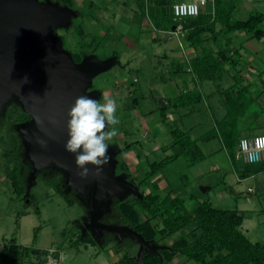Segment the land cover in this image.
Returning <instances> with one entry per match:
<instances>
[{
	"label": "rangeland",
	"instance_id": "1",
	"mask_svg": "<svg viewBox=\"0 0 264 264\" xmlns=\"http://www.w3.org/2000/svg\"><path fill=\"white\" fill-rule=\"evenodd\" d=\"M119 1L123 0H85V6L79 10L86 12L87 15L83 16V13L79 17L75 16L73 26L58 29V36L63 38L64 48L73 55L84 58L95 54L100 60L116 55L120 57L124 67L116 65L109 71L99 74L93 80L92 88L102 89L105 94L111 91L113 93L116 77L124 75L125 84L130 85L135 91L126 96L123 93V97L116 101L115 115L119 119V124L115 125V128L118 134L107 141L109 147L113 149L108 153L111 157L110 163L103 169L97 212L99 223L128 226L121 219L116 202L129 190L132 191L134 188L137 190L139 187L141 192L143 189L151 190V186L150 183L147 185L148 182L141 186L138 184L141 176L136 170L142 175L149 170V166L140 159L132 171L133 167L131 168L132 165L130 166L125 157L127 148H131L130 150L137 155L142 152L149 155L152 162L161 161L177 150L176 147L168 148V151L148 149V141L153 135H149L146 128V124L151 121L149 117L147 118L146 112L151 109L158 112L160 110L159 98L166 96L165 92L169 87V82L166 85L161 81V75L170 76L168 71L172 60H175L173 56L178 55L180 58L183 54L178 40H183V37L179 35L171 39L154 41L151 31L143 30L137 20H126V17L121 21L111 19L106 21L99 17L98 21L93 19V16H98L96 6L106 5L113 9L117 7ZM128 1L130 4L134 3L130 2L132 0ZM93 2L95 5L91 7ZM243 16L245 15H237L242 19ZM169 45L175 46V50H169L168 56L164 57L165 49ZM247 46L251 47L250 44ZM126 55L129 58L136 57L135 64H132L133 62H130V65L126 64ZM261 58L262 61L257 58L254 62L259 71V68H264V53ZM182 63L188 66L187 60H183ZM241 66V69L246 68L247 63ZM5 68L7 72L0 78L3 84L0 92V249L5 242L14 239L22 246L39 249L38 253L30 254L25 264H118L119 261L115 260L119 252L120 254L130 252L137 258L139 247L137 240L130 233L106 230L92 225L90 218L95 177L88 176L82 179L71 172L75 154L65 149L69 139L68 120L60 118L50 109L48 117L41 123L46 137L43 139L41 133L37 131L33 117L38 99L31 90V86L37 84L34 68L27 63H13L11 60H8ZM229 70L224 72L223 78L219 81L204 82V96L195 111L181 119L180 115L184 111L177 109L176 125L198 141L205 157L190 165L188 159L184 157L166 164L161 169V175L167 180L162 185L168 187L167 189L165 186L162 187L160 192L166 194L173 185L177 195L185 199L190 211H193L199 202L206 200L217 208L237 210L245 214L242 231L252 241L262 243L264 172L253 174L251 169L260 165V162L247 163L242 160L238 146L233 148L228 145L219 128V122L227 113L223 92L236 83L232 74H237V71ZM84 72L87 74L86 68ZM25 77L27 80H24ZM133 79L139 81L134 82ZM237 82L236 89L242 88V85L250 86L251 94L246 95V98L253 99V102L249 104L246 114L239 117V119L243 117L247 122L240 120L239 123L238 119L233 133L240 135L247 130L248 134H258L264 126V86L252 82L243 75ZM74 87L75 85L64 86V89L69 94H75L78 89ZM135 97L139 98L140 105L133 104ZM60 100H67V103L61 102L62 106L65 110H71L74 104L69 99L60 96ZM158 112L155 113L157 121L162 123L160 124L162 128L158 132L161 142L159 143L167 144L172 140L170 125L175 124L168 119L164 122ZM248 123L252 124L250 127H254L250 131ZM39 141H46V147H42ZM126 142L127 147L123 148L122 144ZM132 142L134 143L131 145ZM114 151L118 154L113 155ZM111 161H114L115 165L111 164ZM15 166H18L17 176L11 179L9 175ZM87 167L90 169L92 165L89 164ZM113 168L114 175L111 174ZM80 171L81 169L77 167V172ZM130 179L134 180L135 186L126 184V181H131ZM250 187L254 192H249ZM192 194L193 198H186ZM132 196L134 195L131 194L128 198ZM139 217L140 220H144L146 214L139 210ZM190 229L191 227L186 228L184 232ZM79 236L81 239H78Z\"/></svg>",
	"mask_w": 264,
	"mask_h": 264
},
{
	"label": "trees",
	"instance_id": "2",
	"mask_svg": "<svg viewBox=\"0 0 264 264\" xmlns=\"http://www.w3.org/2000/svg\"><path fill=\"white\" fill-rule=\"evenodd\" d=\"M240 3L241 0H214L213 13L201 11L195 17L176 18L173 5L170 8L163 7L164 10L162 7H155L152 15V23L157 30L169 31L182 25L185 40L199 51L191 66L200 80H221L227 70L226 66L237 71V74H232L236 83L223 92L227 113L219 122L225 142L233 148L238 146L241 138L240 135L233 133L238 119L246 114L253 99L246 98V95L251 94L249 85H242V88L236 89L237 79L242 77L241 70L238 69L242 55L240 49L232 46L231 34L243 31L258 40L264 37V12L252 10L246 18H238ZM73 24L74 20L70 28ZM73 56L76 61L82 58L75 54ZM191 95L193 94L177 96L174 102L167 101L166 107L187 104L190 102L187 98ZM193 100L195 102V99ZM171 137V143L166 149L176 147L177 150L161 161L151 162L149 170L138 183L140 186L143 183L148 182L147 185L150 183L151 190L146 192V189H143L141 195L116 202L121 219L141 233L148 246L155 243L160 246L155 253L146 250L144 261L147 264H169L175 255L182 254L187 260L199 264H264V242L252 241L241 229L245 214L237 210L214 207L209 200L199 202L196 208L190 211L185 199L174 194L172 190L163 195L158 181H150L174 159L184 157L188 159L190 165L205 157L198 141L177 125L172 126ZM17 171L18 166H15L9 177L14 179ZM139 210L146 214L144 220H140ZM189 227L191 229L184 232ZM176 233L182 235L171 245L161 243ZM38 252L39 249L36 247L22 246L14 239L5 242L0 249V264H25L31 253ZM55 252L56 250L53 253ZM134 256L130 252L124 253L118 264H134Z\"/></svg>",
	"mask_w": 264,
	"mask_h": 264
},
{
	"label": "water",
	"instance_id": "3",
	"mask_svg": "<svg viewBox=\"0 0 264 264\" xmlns=\"http://www.w3.org/2000/svg\"><path fill=\"white\" fill-rule=\"evenodd\" d=\"M75 16L76 14L69 6L53 0H0V78L7 72L5 65L8 60L13 63H27L34 68L37 74V84L31 86V90L38 100L33 122L43 139L46 136L41 123L48 117L50 109L60 118L70 119L68 115L70 110H65L61 103L68 101H61L60 96L69 99L72 104L81 95H89L97 100L98 93L94 90L88 91L93 85V78L114 65L117 59L110 57L100 60L95 54H90L80 62L75 61L72 53L64 48L63 38L56 33L58 29L70 27ZM85 64L89 66L86 67ZM84 67L87 74L83 71ZM74 85V88L78 89L75 94H69L64 89V86ZM1 86L3 84L0 82V92L2 91ZM112 149L113 147H109L108 153L112 152ZM117 154L113 152V155ZM75 161L76 154L71 164V172L81 178L78 175ZM111 164L115 165V162L111 161ZM111 174H115L114 168L111 169ZM89 176L95 177L90 218L92 225L106 230L130 233L139 245L137 258L133 257L134 261L137 264H147L144 261L145 251L155 253L160 246L156 243L148 246L143 235L130 226H111L99 223L97 212L103 175H96L95 166L92 165ZM126 184L135 186L132 181H126ZM139 191V187L137 190L135 188L132 191L129 190L120 200H125V197L128 198L131 194L141 195Z\"/></svg>",
	"mask_w": 264,
	"mask_h": 264
},
{
	"label": "crops",
	"instance_id": "4",
	"mask_svg": "<svg viewBox=\"0 0 264 264\" xmlns=\"http://www.w3.org/2000/svg\"><path fill=\"white\" fill-rule=\"evenodd\" d=\"M53 1H57L59 3H61V1H62L61 4L69 6L73 10V12L76 14V17L83 15V13H84L83 16L87 15L86 12L79 10L80 8L85 6V0H53ZM181 1H192V0H132L130 2H134V3H131V4L129 3L128 0H123L122 2L119 1V3H117V5H116L117 7L113 8V9H110L106 5L104 7L96 6L98 16H93V19L97 20V21H98L97 17L101 18L102 20H106V21H107V19H111L114 21H116V20L121 21L124 17H126L125 18L126 20H130V21L131 20H137L141 23V27L143 30L145 29V30L151 31V37L154 41H158L161 39L165 40L166 38L171 39V37L179 36V35H181V37H183L184 41L178 39L179 40V48H180V50H182L183 54H181L180 58L178 57V55L173 56V57H175V60L174 59L172 60V65L168 71V74H170V76L161 75V81L163 83H165L166 85H167V82H169V84H168L169 87L167 88V90L165 92L166 96L163 98L162 97L159 98V102H160L159 109L160 110L158 112L156 110L151 109V110H147V112H146L147 118L149 117L151 119V121L146 124V128L149 131L148 132L149 135H153L152 139H149V141H148V149H150L152 151L160 150V149H162L164 151H168L169 149H166V148L171 143V140H170V143L163 144V142H162V144H160L161 142L159 141L160 137H159L158 132L162 128V126L160 125L162 123L157 121V116L155 115V113L158 112L160 118H162V120L164 122H165V119H168L170 122H174V124L176 125L177 109L178 110L182 109L184 111V113L180 115L181 119L184 118L185 116L191 114L193 111H195L197 109V104L201 101L202 97L204 96L203 84H204V82L208 81V80H200L192 70L191 62L198 55L199 51L196 48L190 46L189 43L187 42V40H185V37H184L185 32L183 31L180 34L175 35V34L171 33V31H173V30H169V31L157 30L152 23V17H153L152 15H154V12H155L154 8L155 7H162V10H164L163 7H165V8L169 7L170 8V7H172V5L174 3L181 2ZM94 5H95V3L93 2L91 4V7ZM257 5H258V8H257ZM75 9H77V10H75ZM252 10H260V11L264 12V0H241L237 15H239V14L245 15L243 17L246 18L248 16L249 12ZM201 11L213 13L214 12V0H207V4L201 8ZM74 19L75 18L73 17V20ZM159 34L161 35V37ZM232 39H233L232 40V46H235L238 49H240V53L242 55L241 65L244 63H247L246 68L244 67L243 69H241V67H242L241 65L238 67V69H240L242 71L241 74L243 76H247L249 79L252 80V82L260 83L261 86H264V68H259L260 69V71H259L257 66L254 65V62L256 61L257 58L258 59L260 58V61L263 60L261 58V55H263V53H264V37L261 38L260 40H258V39L250 37L249 34L242 31L239 33L236 32L234 35H232ZM160 43H162V42H160ZM247 44H250L251 47H248ZM63 45H64V43H63ZM135 49H136V47H135ZM169 50H172V51L175 50V46L169 45V47H167L165 49L166 52H165L164 57L168 56L167 52ZM132 53H134V52H132ZM132 53H129V55H131ZM84 57H86V56H84ZM113 57L117 58L115 60V64L112 65L107 70L102 71V72L98 73L97 75H95L93 80L99 74L109 71L110 69H112L116 65H123L122 67H124V64L121 61L120 57H118L117 55L113 56ZM177 57H178L179 61H177ZM82 59H83V57L81 58V60ZM183 60L188 61V66H186L184 63H182ZM80 61H78V62H80ZM125 61H126V64L130 65L129 64L130 62L131 63L133 62L132 64H135L137 59H136V57L129 58L126 55ZM85 66L87 67L89 65L85 64ZM130 67L131 66H129V68ZM226 68L230 69V70H234V69H231L230 66H226ZM116 78H117L116 83L114 84L115 90L113 91V93L111 91L108 94L107 93L105 94L102 89H95L92 87L88 91H91V90L96 91L98 93L97 101L102 100V103L105 102V98H109V99H113V100L117 101V99H120L123 97V95H124L123 93H125V96H126L128 93H130L129 95H131L132 93L135 92L133 90V88H130V85L125 84L126 76L119 75ZM135 79H137V78L135 77ZM137 81H139V80H137ZM137 81L134 80V82H137ZM169 94H173V96H169ZM182 94H193L187 98V101H190L189 103L184 104L182 106H178V107L172 106V105H170V107H168V106L166 107L167 101L172 103V102H174L175 97L180 96ZM104 95H105V97H104ZM194 95H195V97H193ZM110 97H112V98H110ZM193 99H195V102ZM133 104L134 105H140L139 98L135 97L133 100ZM185 110H187V111L185 112ZM163 113H165V114H163ZM240 120H244L243 117H241L239 119V123L241 122ZM244 121L247 122V120H244ZM148 124H151L153 126H150ZM248 125H249V128L248 127L247 128L249 129V131L254 128V127H250V126H252V124L248 123ZM172 126L173 125L171 124L170 125L171 129H172ZM255 128L257 129L258 125ZM261 128L263 130L261 132H258V134L264 133V126H262ZM171 129H170V133H171ZM247 132L248 131L245 130L244 133L240 134L241 135L240 137H245V136L252 137V136H254V134L253 135L248 134ZM133 143L134 142H132L131 145ZM127 144H128L127 142L122 144V147L126 148ZM130 149L131 148H129V149L127 148V150L125 152V157H126L128 163L130 164V166L132 165L131 166V168L133 167L132 171H134L133 169L135 168V163H137L138 160H140V159H142L145 163H147V165L150 168V163L152 162V160L150 159L149 155L143 154L142 151H141L142 153L139 152L140 154L137 155L135 152L131 151ZM259 164L260 165L251 169V171L254 172L253 174H256V173L259 174V173L264 172V161L260 162ZM161 171L162 170L158 171L153 176V178H151V182H153L155 180L158 181V185H159L160 190L162 187L165 186V185H162V183L165 181L167 182V180H165V178H163V176L161 175ZM136 172L141 176L139 179V181H140L146 171L142 175L138 172V170H136ZM133 175L135 176L134 172H133ZM136 180H137V177H136ZM166 187H168V186H165L164 188L167 189ZM170 187H171V190L174 192V194L177 195L176 189H174L173 185H171ZM149 191H150V189H148V190L146 189V192H149ZM252 192H254V190ZM193 197H194V195L192 194L190 196H187L186 198L191 199ZM180 237H181L180 233H176L172 237L164 239V241H162L161 243L166 244V245H171L175 240H178ZM254 242H259V241H254ZM137 246L139 247L138 244H137ZM122 255L123 254H120V252H119V256L115 261L116 262L119 261L118 259H120ZM169 264H199V263H196L194 261H189V260H187V258L184 255L177 254L174 256L172 262Z\"/></svg>",
	"mask_w": 264,
	"mask_h": 264
},
{
	"label": "clouds",
	"instance_id": "5",
	"mask_svg": "<svg viewBox=\"0 0 264 264\" xmlns=\"http://www.w3.org/2000/svg\"><path fill=\"white\" fill-rule=\"evenodd\" d=\"M189 11H197L193 5ZM27 80V77L24 78ZM117 103L113 99L105 98V102L92 99L89 95H81L76 98L74 105L68 113V136L65 144L66 151L76 154V165L81 171L78 175L84 179L90 175L87 165L95 166V174L103 173L104 166L110 163L108 156L109 144L118 134L115 125L119 119L115 113ZM39 125V121H37ZM108 129V130H106ZM42 147H46V141H39ZM241 147L248 151V141L242 140ZM264 148V137L256 139V149Z\"/></svg>",
	"mask_w": 264,
	"mask_h": 264
},
{
	"label": "built area",
	"instance_id": "6",
	"mask_svg": "<svg viewBox=\"0 0 264 264\" xmlns=\"http://www.w3.org/2000/svg\"><path fill=\"white\" fill-rule=\"evenodd\" d=\"M207 4V0H192V1H181L173 4V13L176 18H182V17H195L199 15L201 12V8ZM195 6L197 11L191 12L189 11V8L191 6ZM183 32L182 25H178L176 28L171 31V33L178 35ZM258 137H264V133L262 134H256L252 137H241L238 144V151L239 155L247 163H259L264 161V148H261L259 150L256 149V139ZM246 140L248 141V151H245L241 147V141ZM249 192H252L253 189L250 187ZM55 263V259L53 260Z\"/></svg>",
	"mask_w": 264,
	"mask_h": 264
},
{
	"label": "flooded vegetation",
	"instance_id": "7",
	"mask_svg": "<svg viewBox=\"0 0 264 264\" xmlns=\"http://www.w3.org/2000/svg\"><path fill=\"white\" fill-rule=\"evenodd\" d=\"M56 33L59 34V30H56ZM65 46V45H64ZM49 49V48H48ZM76 61V60H75ZM78 62V61H77ZM48 88H49V80H48ZM38 96V95H36Z\"/></svg>",
	"mask_w": 264,
	"mask_h": 264
}]
</instances>
